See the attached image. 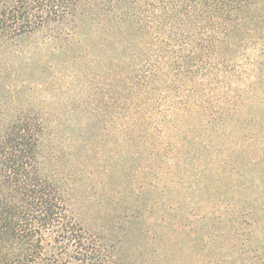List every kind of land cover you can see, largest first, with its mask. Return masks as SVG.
Segmentation results:
<instances>
[{
	"label": "trees",
	"instance_id": "16d2710c",
	"mask_svg": "<svg viewBox=\"0 0 264 264\" xmlns=\"http://www.w3.org/2000/svg\"><path fill=\"white\" fill-rule=\"evenodd\" d=\"M96 19L132 36L99 60L78 36ZM51 29L82 50L65 70L103 83L82 74L64 110L0 105V264H115L126 217L171 208L142 199L160 182L184 200L181 219L196 216L210 264H264V77L239 60L258 39L264 57V0H0V54ZM85 192L111 219L86 218Z\"/></svg>",
	"mask_w": 264,
	"mask_h": 264
},
{
	"label": "rangeland",
	"instance_id": "374dc122",
	"mask_svg": "<svg viewBox=\"0 0 264 264\" xmlns=\"http://www.w3.org/2000/svg\"><path fill=\"white\" fill-rule=\"evenodd\" d=\"M95 22L97 23L90 28L91 31H94L92 36H90L92 33L89 29L85 27L80 28L78 36L80 37V45L85 44L89 39L94 40L97 48H94L93 52L97 55V60L101 59V55L114 53L112 44L119 38L127 40L132 37L130 28L126 27L127 23L124 28H120L118 31L117 27L113 26L114 23L100 21L99 19H96ZM58 31L55 29L42 30L37 35L36 41L34 37V41L30 44L23 45V47L9 45L2 49L1 52L4 54H0V59H2V63H0V105L6 108L18 105L35 107V104L44 103V105L49 104L53 109L64 110V106H67L71 98L75 97L71 95L74 92V86H80L78 79H81L82 74L92 76L90 72L87 73V69L84 70L83 68H81V72L76 71L73 73H70L68 69L65 70L64 57H75L82 50L79 51L80 48H77V46H74L73 49L70 45L66 47L62 40L49 39ZM262 36H264V33ZM262 43L263 39H258L257 45L253 48V43L247 42V46L243 49L246 50V54L240 57L239 60L243 62L251 61L250 58L247 59V55L256 58L252 60L256 65L255 71H253L254 76H256V73H260L264 77V65H261L264 62V57L262 55L258 56ZM107 44L108 48H105ZM262 54L264 55L263 52ZM86 61H88V57L83 59V62ZM245 66L251 68L250 65L245 64ZM35 79L37 80L36 83ZM91 80V87H99L103 83L102 78L97 76H92ZM252 80L253 78L245 81L244 78L240 86L242 88L249 87ZM260 88L264 90V79L258 85L257 90H260ZM76 99L85 101L86 98H80L76 95ZM57 115L62 116V118L69 116L67 112L61 111L57 114L54 111L49 113L47 117L49 120H53ZM261 167H264V164H261ZM131 170L122 168V171H125L123 172L125 176ZM251 176V172L246 173L247 179ZM162 186L163 184L160 182L150 196L143 195L142 199L151 204L152 207L160 206L159 208L163 207L167 210L169 206L171 208L158 214L151 211L142 217L127 216V220L131 219L128 229L129 234L124 240V244L118 249L115 264H210V256L213 254L208 249L209 245L205 246L201 241V234L205 232L201 231L200 233L197 231L196 216H191L186 212L185 219H181L178 210L180 206L185 207L184 200L178 197L177 194L174 197L171 196L173 189L168 194H165L166 190L161 193ZM171 187L174 188V185H171ZM180 191L181 196L186 195L187 192L186 201L189 197L194 199L196 195L188 189L187 184ZM75 197L79 199L81 204H85L83 212L87 219L93 221L111 219L112 211L110 210L112 206H110L111 203L108 200L90 192H85L84 196L81 193L76 194ZM245 204L248 206L246 202L243 205ZM150 206L148 207L152 208ZM119 212V220H121L124 212L123 210ZM184 224L190 226V231L187 227L183 231ZM216 254V256H219V253ZM248 254L253 255L255 253L253 250H249ZM256 261L251 264H258ZM235 262L236 264H250V261L246 259Z\"/></svg>",
	"mask_w": 264,
	"mask_h": 264
}]
</instances>
